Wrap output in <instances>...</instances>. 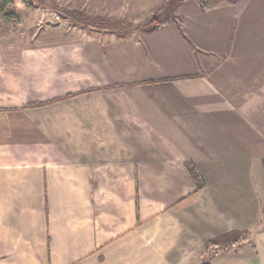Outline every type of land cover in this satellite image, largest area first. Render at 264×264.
<instances>
[{"label":"crops","instance_id":"0c3cea01","mask_svg":"<svg viewBox=\"0 0 264 264\" xmlns=\"http://www.w3.org/2000/svg\"><path fill=\"white\" fill-rule=\"evenodd\" d=\"M130 30L0 55V264H264V0Z\"/></svg>","mask_w":264,"mask_h":264},{"label":"rangeland","instance_id":"374dc122","mask_svg":"<svg viewBox=\"0 0 264 264\" xmlns=\"http://www.w3.org/2000/svg\"><path fill=\"white\" fill-rule=\"evenodd\" d=\"M4 1L0 0V8ZM180 1L165 0L156 12L135 19L126 9L92 11L76 5L74 0H15L5 7L4 12H0V55L11 57L22 45L45 38L58 39L61 34L77 32L78 29L87 33L128 34L133 25H158L173 14Z\"/></svg>","mask_w":264,"mask_h":264},{"label":"trees","instance_id":"16d2710c","mask_svg":"<svg viewBox=\"0 0 264 264\" xmlns=\"http://www.w3.org/2000/svg\"><path fill=\"white\" fill-rule=\"evenodd\" d=\"M15 0H5L4 1V5L2 8H0V12H4L5 7H7V5L14 3ZM228 1H236V0H228ZM188 169L190 171V174L192 175L196 186H197V190H201L204 187V180L202 179V177L200 176L199 172L197 171V169L189 164L188 165Z\"/></svg>","mask_w":264,"mask_h":264}]
</instances>
